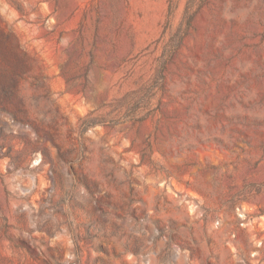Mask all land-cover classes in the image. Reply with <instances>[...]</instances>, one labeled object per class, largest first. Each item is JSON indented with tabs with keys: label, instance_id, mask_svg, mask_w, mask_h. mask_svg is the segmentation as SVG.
<instances>
[{
	"label": "rangeland",
	"instance_id": "374dc122",
	"mask_svg": "<svg viewBox=\"0 0 264 264\" xmlns=\"http://www.w3.org/2000/svg\"><path fill=\"white\" fill-rule=\"evenodd\" d=\"M0 264H264V0H0Z\"/></svg>",
	"mask_w": 264,
	"mask_h": 264
}]
</instances>
